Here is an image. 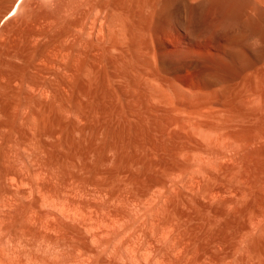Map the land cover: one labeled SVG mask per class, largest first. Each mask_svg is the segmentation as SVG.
Here are the masks:
<instances>
[{
  "label": "bare ground",
  "instance_id": "1",
  "mask_svg": "<svg viewBox=\"0 0 264 264\" xmlns=\"http://www.w3.org/2000/svg\"><path fill=\"white\" fill-rule=\"evenodd\" d=\"M0 264H264V0H0Z\"/></svg>",
  "mask_w": 264,
  "mask_h": 264
},
{
  "label": "rangeland",
  "instance_id": "2",
  "mask_svg": "<svg viewBox=\"0 0 264 264\" xmlns=\"http://www.w3.org/2000/svg\"><path fill=\"white\" fill-rule=\"evenodd\" d=\"M5 22V21H4Z\"/></svg>",
  "mask_w": 264,
  "mask_h": 264
}]
</instances>
